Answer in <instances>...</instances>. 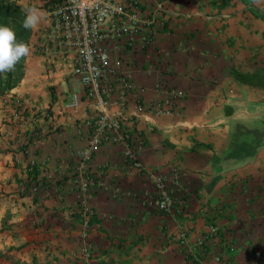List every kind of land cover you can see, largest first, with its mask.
<instances>
[{
    "label": "crops",
    "instance_id": "0c3cea01",
    "mask_svg": "<svg viewBox=\"0 0 264 264\" xmlns=\"http://www.w3.org/2000/svg\"><path fill=\"white\" fill-rule=\"evenodd\" d=\"M17 3L39 22L20 79L0 90V264H86L87 244L95 264H264V144L235 135L264 132V0H140L154 40L122 52L136 95L108 110L142 136V168L111 141L80 167L84 121L101 105L68 64L48 70L36 48L44 2ZM166 88L182 93L174 112L137 111ZM153 174L169 212L151 201Z\"/></svg>",
    "mask_w": 264,
    "mask_h": 264
},
{
    "label": "built area",
    "instance_id": "2783aa9c",
    "mask_svg": "<svg viewBox=\"0 0 264 264\" xmlns=\"http://www.w3.org/2000/svg\"><path fill=\"white\" fill-rule=\"evenodd\" d=\"M49 23L43 29L37 50L46 58L49 71L68 64L72 73L86 88V97L96 101L101 108L88 115L84 121L90 127L88 144L81 154L80 167L92 160L103 143L111 141L125 145V156L134 167L142 168L140 151L143 138L133 135L128 129L126 115L109 112L113 103L127 105L132 95H136V84L123 67L122 52L134 49L137 42L151 45L154 40V17L144 14L140 0H42ZM162 4L155 2V15ZM117 91L119 99L112 100ZM181 92L166 88L162 99L148 104L138 103L139 113L155 115L175 111ZM81 97L73 93L68 106L77 107ZM4 103H19L13 95L3 98ZM12 134V132H11ZM157 191L152 203L162 211L169 212L173 207L171 194L166 190L165 177L153 174ZM82 200L90 193V180L80 182ZM215 230V228H212ZM86 264H95L91 246L84 247Z\"/></svg>",
    "mask_w": 264,
    "mask_h": 264
},
{
    "label": "trees",
    "instance_id": "16d2710c",
    "mask_svg": "<svg viewBox=\"0 0 264 264\" xmlns=\"http://www.w3.org/2000/svg\"><path fill=\"white\" fill-rule=\"evenodd\" d=\"M27 19V15L24 12V10L21 8V6L17 3H12L10 5H3L0 2V26H7L12 27L14 26V32L16 33V37L18 41H22L26 44H28V41L30 39L32 28H25V20ZM12 29V28H11ZM25 57L16 65L15 72L11 71L7 73V80H6V89H11L17 81L20 79L22 75L23 70V61ZM241 130L237 131L235 135H239V137L245 135H251L252 137H255L257 140L261 141V144H264V132L262 134H258L257 131L251 130L247 127H240ZM239 150H241V147L237 145V143L233 144ZM233 146V147H234ZM238 151V149H236Z\"/></svg>",
    "mask_w": 264,
    "mask_h": 264
},
{
    "label": "clouds",
    "instance_id": "9594fccd",
    "mask_svg": "<svg viewBox=\"0 0 264 264\" xmlns=\"http://www.w3.org/2000/svg\"><path fill=\"white\" fill-rule=\"evenodd\" d=\"M39 16L31 10L25 20V28H35ZM28 44L18 41L16 33L7 26H0V74L15 70L16 65L30 54Z\"/></svg>",
    "mask_w": 264,
    "mask_h": 264
},
{
    "label": "rangeland",
    "instance_id": "374dc122",
    "mask_svg": "<svg viewBox=\"0 0 264 264\" xmlns=\"http://www.w3.org/2000/svg\"><path fill=\"white\" fill-rule=\"evenodd\" d=\"M0 2L3 4V5H10V4H12V3H17V0H0ZM18 4V3H17ZM13 25H12V27H10V28H12L13 29ZM14 30V29H13ZM33 33V32H32ZM32 33H31V36H30V39H29V41H28V45H29V43H30V41H31V38H32ZM8 73V72H7ZM7 73H4V74H0V90H2V91H5L6 90V88H5V83H6V80H7ZM14 73L16 74V72L14 71ZM255 128V127H254Z\"/></svg>",
    "mask_w": 264,
    "mask_h": 264
}]
</instances>
